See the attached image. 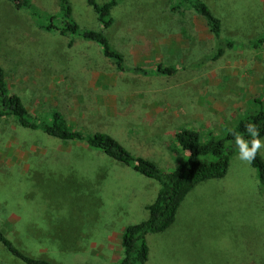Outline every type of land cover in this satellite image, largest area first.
Masks as SVG:
<instances>
[{"label":"rangeland","instance_id":"rangeland-1","mask_svg":"<svg viewBox=\"0 0 264 264\" xmlns=\"http://www.w3.org/2000/svg\"><path fill=\"white\" fill-rule=\"evenodd\" d=\"M69 1L81 30H102L127 66L176 72H121L98 43L46 31L27 9L0 0V64L33 118L58 110L73 128L107 132L167 170L186 154L173 140L178 129L222 136L258 110L256 99L264 104V45L242 46L264 32V0H202L220 19L221 36L236 41L216 60L205 20L184 3L171 9L181 0H119L108 28L86 0ZM31 2L48 16L61 13L58 0ZM83 64L89 78L58 85V72ZM258 152L264 159V147ZM159 188L84 141L0 120V228L28 255L118 264L123 228L148 217L142 206ZM178 210L173 225L147 234L149 264H264V190L237 153L224 177L196 185ZM0 264L24 263L0 244Z\"/></svg>","mask_w":264,"mask_h":264},{"label":"trees","instance_id":"trees-1","mask_svg":"<svg viewBox=\"0 0 264 264\" xmlns=\"http://www.w3.org/2000/svg\"><path fill=\"white\" fill-rule=\"evenodd\" d=\"M10 1L14 8L27 9L32 17L39 20V26L46 31H57L63 36L67 34L81 35L98 43L103 55L111 59L116 69L121 72L137 75H153L155 73L173 75L176 72L175 67L163 64H159L156 69H148L144 66H127L124 56L111 46L102 30H81L79 24L72 17L69 0H58L61 13L50 16L35 8L31 0ZM86 2L97 14L103 28L112 25L114 19L111 12L119 0H108L103 3H98L97 0H86ZM183 3L205 20L212 33L216 41V48L211 56L213 60L220 58L226 50L236 45V41L221 36V21L204 1L181 0V3L173 5L171 9H180ZM263 45L264 32L247 44H242L243 47L252 48H259ZM89 69V64H83L70 71L58 72V85L61 88H70L74 83L79 84L80 81L89 78ZM255 102L259 105L258 110L242 116L236 125L227 129L222 136L210 134L204 138L196 129L188 127L178 129L173 140L177 148L186 153L185 157L171 169L164 170L153 160L133 153L107 132L89 133L73 128L58 110L53 111L49 118H33L19 94L11 90L5 70L0 64V120L12 116L22 127L39 129L47 135L63 140L84 141L89 148L100 150L135 172L159 182L160 188L156 198L145 207L149 211L148 217L140 222L128 224L123 229L121 234L123 255L118 264H149L147 234L166 230L173 223L179 206L196 185L209 179L222 178L227 174L231 156L237 153L233 133L250 140L251 137L245 131V125L252 123L258 127L259 138L264 136V104L260 99H256ZM250 163L256 169L259 183L264 190V159L258 152ZM0 244L11 256L24 264H56L51 260L26 254L1 228Z\"/></svg>","mask_w":264,"mask_h":264},{"label":"clouds","instance_id":"clouds-1","mask_svg":"<svg viewBox=\"0 0 264 264\" xmlns=\"http://www.w3.org/2000/svg\"><path fill=\"white\" fill-rule=\"evenodd\" d=\"M245 131L251 139L246 140L243 136L233 133L234 145L235 150H237V158L250 163L256 157L258 151L264 147V140L259 138L258 127L255 124H246Z\"/></svg>","mask_w":264,"mask_h":264},{"label":"crops","instance_id":"crops-1","mask_svg":"<svg viewBox=\"0 0 264 264\" xmlns=\"http://www.w3.org/2000/svg\"><path fill=\"white\" fill-rule=\"evenodd\" d=\"M198 185H199V184H198ZM194 188H195V187H194ZM191 191H192V190H191ZM148 204H149V203L144 204V205L142 206V209L144 208V210H145V209H146L145 207H146V205H148ZM142 209H141V210H142ZM146 210H147V209H146ZM178 211H179V210H177V212H178ZM177 214H178V213H176V216H177ZM142 215H143V214H142ZM176 216H175V219H174L173 224L176 222ZM173 224H172V225H173ZM124 228H125V227H124ZM124 228H123V229H124ZM121 234H122V233H121Z\"/></svg>","mask_w":264,"mask_h":264}]
</instances>
